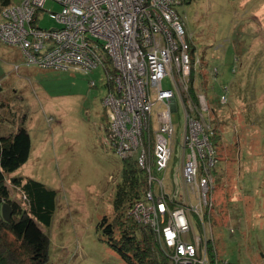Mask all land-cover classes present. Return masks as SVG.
Returning a JSON list of instances; mask_svg holds the SVG:
<instances>
[{"label": "rangeland", "instance_id": "obj_1", "mask_svg": "<svg viewBox=\"0 0 264 264\" xmlns=\"http://www.w3.org/2000/svg\"><path fill=\"white\" fill-rule=\"evenodd\" d=\"M51 9L60 5L47 0L39 10L40 27H58ZM178 12L194 47L191 56L206 64L204 90L221 135L213 196L218 224H211L218 259L264 264V0H191ZM24 62L19 47L0 40V135L23 126L31 137L28 160L8 178L29 177L57 192L51 224H40L49 237L44 264H127L97 229L114 213L125 166L106 142L104 69L84 73ZM163 85L169 88V80ZM173 121L181 138V107ZM179 153L171 170L180 183ZM9 186L12 198L28 206L19 188Z\"/></svg>", "mask_w": 264, "mask_h": 264}, {"label": "built area", "instance_id": "obj_2", "mask_svg": "<svg viewBox=\"0 0 264 264\" xmlns=\"http://www.w3.org/2000/svg\"><path fill=\"white\" fill-rule=\"evenodd\" d=\"M52 1L60 5L48 10L57 28L38 25L47 0H20L1 10L0 40L19 47L27 66L84 73L102 66L109 88L106 142L146 177L144 196L127 216L153 229L168 264H222L210 256L218 128L199 82L206 64L191 56L178 12L182 0ZM173 103L183 111V142L174 139ZM178 153L180 183L173 169Z\"/></svg>", "mask_w": 264, "mask_h": 264}, {"label": "trees", "instance_id": "obj_3", "mask_svg": "<svg viewBox=\"0 0 264 264\" xmlns=\"http://www.w3.org/2000/svg\"><path fill=\"white\" fill-rule=\"evenodd\" d=\"M190 1L182 0V3ZM13 3L15 0H0V12ZM191 48L194 50L193 46ZM24 64L26 65L25 62ZM18 67L16 72H19L21 65ZM194 75L192 83L195 81ZM198 76L199 82L203 85L207 81V73L199 72ZM193 89L192 86L191 90ZM106 131L109 132V125ZM220 137L218 129L215 142ZM30 150L31 137L23 126L7 137L0 136V264H44L48 260L49 237L40 224L49 226L52 222L56 208V190L29 177L11 176L10 182L21 190L22 198L28 205L25 206L12 198L7 183L8 175L26 163ZM124 161L123 182L119 184L115 197L114 213L110 217L104 216L99 221L97 229L127 264H168L153 229L127 216L132 205L144 196L146 177L142 168L138 166L136 169L134 159ZM4 203L13 208L12 219L9 222L3 219L1 213V205ZM217 214L216 212L211 216L214 226L218 224ZM217 255L216 246L212 244L211 260L214 261Z\"/></svg>", "mask_w": 264, "mask_h": 264}, {"label": "water", "instance_id": "obj_4", "mask_svg": "<svg viewBox=\"0 0 264 264\" xmlns=\"http://www.w3.org/2000/svg\"><path fill=\"white\" fill-rule=\"evenodd\" d=\"M172 108L175 111L176 107L174 103L172 105ZM1 213H2L3 219L9 222L12 219L13 208L8 203H4L1 205Z\"/></svg>", "mask_w": 264, "mask_h": 264}, {"label": "crops", "instance_id": "obj_5", "mask_svg": "<svg viewBox=\"0 0 264 264\" xmlns=\"http://www.w3.org/2000/svg\"><path fill=\"white\" fill-rule=\"evenodd\" d=\"M20 49V48H19ZM32 66V65H31ZM28 67H30V66H28ZM76 71V70H75ZM1 87V86H0ZM19 130V129H18ZM17 130V131H18ZM17 131H10V132H8V133H6V134H4V135H0V136H9V135H11V134H13V133H16ZM11 176H9V178H10ZM8 178V180H7V183H8V185H9V182H10V179ZM10 187V186H9ZM17 187V186H16ZM19 188V187H18ZM20 190V189H19ZM21 191V190H20ZM227 196H229V195H227ZM229 198V197H228Z\"/></svg>", "mask_w": 264, "mask_h": 264}, {"label": "bare ground", "instance_id": "obj_6", "mask_svg": "<svg viewBox=\"0 0 264 264\" xmlns=\"http://www.w3.org/2000/svg\"><path fill=\"white\" fill-rule=\"evenodd\" d=\"M184 128V127H183ZM174 139L175 140H181L182 142L184 141V136H183V134H181V138H179L178 137V133H177V129H175V131H174ZM218 165V164H217ZM217 165H216V167H217Z\"/></svg>", "mask_w": 264, "mask_h": 264}]
</instances>
